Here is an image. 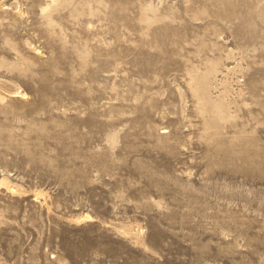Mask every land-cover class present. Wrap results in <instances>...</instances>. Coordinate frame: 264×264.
Returning a JSON list of instances; mask_svg holds the SVG:
<instances>
[{
	"label": "rangeland",
	"instance_id": "374dc122",
	"mask_svg": "<svg viewBox=\"0 0 264 264\" xmlns=\"http://www.w3.org/2000/svg\"><path fill=\"white\" fill-rule=\"evenodd\" d=\"M0 264H264V0H0Z\"/></svg>",
	"mask_w": 264,
	"mask_h": 264
}]
</instances>
